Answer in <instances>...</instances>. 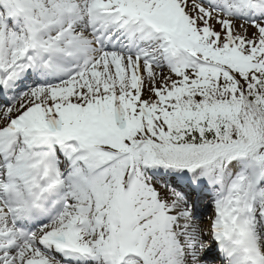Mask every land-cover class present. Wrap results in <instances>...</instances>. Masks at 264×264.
<instances>
[{
	"label": "snow or ice",
	"instance_id": "6c2138e0",
	"mask_svg": "<svg viewBox=\"0 0 264 264\" xmlns=\"http://www.w3.org/2000/svg\"><path fill=\"white\" fill-rule=\"evenodd\" d=\"M0 264H264V0H0Z\"/></svg>",
	"mask_w": 264,
	"mask_h": 264
}]
</instances>
